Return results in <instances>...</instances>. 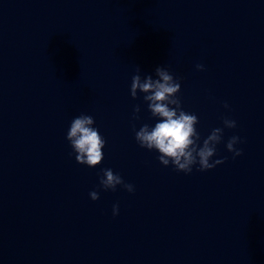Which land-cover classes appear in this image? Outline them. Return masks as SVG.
Returning a JSON list of instances; mask_svg holds the SVG:
<instances>
[{
    "label": "clouds",
    "instance_id": "clouds-1",
    "mask_svg": "<svg viewBox=\"0 0 264 264\" xmlns=\"http://www.w3.org/2000/svg\"><path fill=\"white\" fill-rule=\"evenodd\" d=\"M196 69L203 71L204 65L197 64ZM140 71L137 67L136 74L132 76L130 95L137 99L138 93H142L151 116L158 119L154 126L143 124L135 131L139 146L149 151L155 150L159 153L158 160L162 165L171 164L176 171L185 174H190L195 165H198V171L203 172L224 163L226 158L212 159L217 154V145L222 142L224 129L214 128L201 144V136L196 129L198 117L182 108L178 96L181 90L179 80L162 66L155 69V79L151 74L142 78ZM224 107L228 108L229 105L225 103ZM140 111V105H135L134 119H139ZM94 123L92 116L81 114L71 121L66 135L75 153L76 162L89 168H95L102 163L106 143L99 130L93 126ZM223 125L228 129L237 126L235 120L228 118L223 119ZM238 143H241V139L235 135L226 143V149L233 153V158L242 155V150L235 147ZM102 173L99 183L103 190L115 191L120 185L128 192H134V186L125 183L112 169H102ZM89 196L96 201L99 199V192L92 191ZM112 212L113 216L119 214L118 204L113 205Z\"/></svg>",
    "mask_w": 264,
    "mask_h": 264
}]
</instances>
